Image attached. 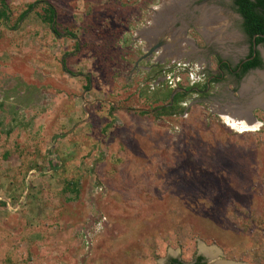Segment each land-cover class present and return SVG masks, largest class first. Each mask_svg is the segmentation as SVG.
I'll return each instance as SVG.
<instances>
[{"label":"rangeland","instance_id":"obj_1","mask_svg":"<svg viewBox=\"0 0 264 264\" xmlns=\"http://www.w3.org/2000/svg\"><path fill=\"white\" fill-rule=\"evenodd\" d=\"M182 1L0 0V264H264V110L225 122L245 55L200 31L238 47L241 19L207 0L185 31Z\"/></svg>","mask_w":264,"mask_h":264},{"label":"flooded vegetation","instance_id":"obj_2","mask_svg":"<svg viewBox=\"0 0 264 264\" xmlns=\"http://www.w3.org/2000/svg\"><path fill=\"white\" fill-rule=\"evenodd\" d=\"M207 0H202L199 2H185L184 5L180 6L179 8H181V11L179 13L176 14V17L178 19V22L176 24V28L180 27V28H185V31H187V29L192 28V26H197L199 24L204 23V21H206L208 18H210V16L206 17L207 15H205V17H202V11L200 10V8L198 7L200 4H202L203 2H205ZM229 1V7H231L233 9V11L235 13L238 14V17L241 19V34H243V36L245 37L246 40H241L240 46L236 47V45H232L229 43H224L220 40H215V36H212L214 38L208 40V41H212L213 42V46L216 48L217 52H222V53H231V54H237V53H243L245 56L244 58L240 59L237 61L235 66H232L231 63L227 60H221V62H219L218 64V69L222 71V68L228 70L229 72H231L236 78H241V80H243V78L246 77V75H248L249 73L255 71V70H263L264 69V59H262V50L264 51V43H259L258 45H260V47L258 46L256 48V50L254 51L253 48V38L251 39L248 34L244 31L243 28V23H244V17L243 15L237 11L238 5L236 4V0H228ZM215 6H221L220 4H218V2L216 4H214ZM196 9L195 13H190L191 9ZM182 16V17H181ZM182 20L185 22H182ZM204 20V21H203ZM169 27V26H168ZM166 29V27H165ZM183 32L181 31L180 34H182ZM178 34V33H177ZM214 35V34H213ZM239 35H237L238 37ZM217 38V37H216ZM161 43L164 44V41H159ZM158 43V42H157ZM224 43V44H223ZM162 44V46H163ZM223 44V45H222ZM231 47H233V49H230ZM262 47V49H261ZM243 51V52H242ZM257 53H259V56L262 60V66H257V67H253L248 69L244 74H242L241 76H239V74H241L242 69H243V64L242 61L244 59H253L255 58V56L257 55ZM247 60V61H248ZM223 63L226 64V66H223ZM205 252V251H203ZM206 253V254H205ZM202 253V255H199L197 257H195L193 260H191V262H185L180 256H172L169 257L166 260L165 264H220L221 262L223 263V261L226 260H220L219 258H216L214 261L211 262L210 258H208L207 252ZM211 255V254H208ZM213 260V259H212Z\"/></svg>","mask_w":264,"mask_h":264},{"label":"trees","instance_id":"obj_3","mask_svg":"<svg viewBox=\"0 0 264 264\" xmlns=\"http://www.w3.org/2000/svg\"><path fill=\"white\" fill-rule=\"evenodd\" d=\"M1 1L2 8L5 9V0ZM236 4L238 5L237 11H239L244 17V31L251 39L257 35V44L264 43V37L260 36V34H264V0H236ZM32 7L33 4L29 6V9ZM2 8L0 7V18L5 16V10H2ZM29 9L21 15V18L25 17ZM220 62L222 63V61ZM223 66H226V64L223 63ZM257 66H262V60L259 53H257L255 58L249 59L243 64V69L239 76L244 74L248 69Z\"/></svg>","mask_w":264,"mask_h":264},{"label":"water","instance_id":"obj_4","mask_svg":"<svg viewBox=\"0 0 264 264\" xmlns=\"http://www.w3.org/2000/svg\"><path fill=\"white\" fill-rule=\"evenodd\" d=\"M185 2H187V0H184L180 3H177L178 4V7L182 6L185 4ZM167 5V4H166ZM181 11V8H178L177 10H174L172 9L171 13H169L168 16H171L173 14H177ZM159 12L156 11L155 14H158ZM182 17V16H181ZM177 20V17L175 18ZM204 21V20H203ZM169 22V21H168ZM165 25L167 26V21H162L160 23H158V25ZM203 24H206V21H204ZM260 36L264 37V34H260ZM256 37L257 35L254 36L253 38V48H254V51L256 50V48L260 45L257 44L256 42ZM214 42V41H213ZM163 43L161 42H158L154 45H152L136 62L135 64V67H137L139 65V62L142 61L143 59H146L148 57H150L151 55H153V53L155 51H157L161 46H162ZM248 59H244L242 61V63L246 62ZM254 72V71H253ZM256 74H258L259 76H261V79L258 78L257 81H252L250 82V80L252 79L253 77V74H248L246 75L245 78H243V81L241 83V87H240V92H241V96H240V101L243 102L242 104L243 105H246L248 108H249V113L250 115L253 116L252 114V109L255 108V107H261L263 109V105L261 104V99L264 94V71L262 70H255ZM252 83V84H251ZM254 117V116H253ZM255 118V117H254ZM256 119V118H255ZM203 253V252H202ZM208 258H214V255L213 256H210V255H206ZM215 259V258H214ZM225 264H247V263H243V262H235V261H231V260H226V261H223Z\"/></svg>","mask_w":264,"mask_h":264},{"label":"bare ground","instance_id":"obj_5","mask_svg":"<svg viewBox=\"0 0 264 264\" xmlns=\"http://www.w3.org/2000/svg\"><path fill=\"white\" fill-rule=\"evenodd\" d=\"M176 5H178L175 2ZM175 4L172 5H163L162 8H160L161 10H166L168 13H171V8L172 6H174ZM181 4V3H180ZM158 18V17H157ZM201 33L204 35V37L208 40L214 38L212 37V31L210 29L206 27H203L201 30ZM237 36V35H236ZM238 38V37H236ZM253 79L250 80V82H252ZM252 84V83H251ZM264 96V94H263ZM261 104L263 105V110H264V97H262V99L260 100ZM235 110V109H232ZM222 118L225 120V122L231 126L234 129H237L241 132H245V131H252V130H256L261 126V123L259 120L255 119L252 115H250L249 113V108L246 106V108H238L236 113L232 112V114H226L225 112H222ZM203 251L207 252L208 254H213V251L209 248H204ZM203 252V253H205ZM206 254V253H205ZM212 256V255H210ZM220 264H225L224 262L220 263Z\"/></svg>","mask_w":264,"mask_h":264}]
</instances>
